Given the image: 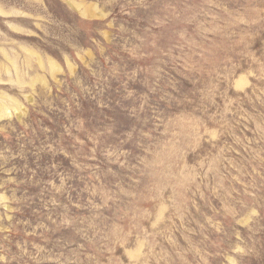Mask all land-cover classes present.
<instances>
[{
    "label": "rangeland",
    "instance_id": "374dc122",
    "mask_svg": "<svg viewBox=\"0 0 264 264\" xmlns=\"http://www.w3.org/2000/svg\"><path fill=\"white\" fill-rule=\"evenodd\" d=\"M0 264H264V0H0Z\"/></svg>",
    "mask_w": 264,
    "mask_h": 264
}]
</instances>
